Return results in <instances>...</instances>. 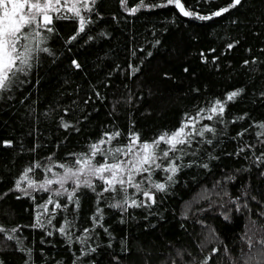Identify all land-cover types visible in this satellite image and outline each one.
<instances>
[{
  "label": "trees",
  "instance_id": "16d2710c",
  "mask_svg": "<svg viewBox=\"0 0 264 264\" xmlns=\"http://www.w3.org/2000/svg\"><path fill=\"white\" fill-rule=\"evenodd\" d=\"M180 2L193 15L91 0L29 36L31 67L0 91V264H264V0ZM182 128L139 189L20 192Z\"/></svg>",
  "mask_w": 264,
  "mask_h": 264
},
{
  "label": "snow or ice",
  "instance_id": "6c2138e0",
  "mask_svg": "<svg viewBox=\"0 0 264 264\" xmlns=\"http://www.w3.org/2000/svg\"><path fill=\"white\" fill-rule=\"evenodd\" d=\"M58 3V0H56ZM94 2V0H93ZM241 2V0H234V3L232 4V7H235ZM169 4L175 3V6L180 9L181 13L186 16L193 15L192 12L185 11L183 4L180 2V0H168ZM53 7L52 0H47V2H41V0H0V91H6L9 90L12 83L18 79L17 73L21 74H27L26 69L31 67L30 59H31V49L28 47L27 44H22L21 41H26L29 39L30 35L39 36L40 33L36 32L35 29L40 27V22L38 17H42L43 20V26L46 27L47 31H52L51 28H47V25L51 23V17L49 15V12L51 11ZM27 9V10H25ZM228 9L225 8L223 11H227ZM133 12L136 11V9H132ZM215 15L219 16L222 14V12H216ZM76 15H79V12H76ZM199 19H207L208 17L200 16ZM83 25L84 20L81 18L80 20V30L83 31ZM27 29V31H25ZM75 39V37H72ZM42 51H47V49H40ZM78 67V65H77ZM239 93L234 91L229 94L228 100H233L236 96H238ZM220 112H223V106H219ZM213 112L216 111V108L212 109ZM211 119V117H208ZM67 127V125H66ZM264 127V126H262ZM208 131H211V129H207ZM183 134V128L180 129L178 132H174L169 136L167 133L162 135L160 137L161 140H165L167 138V142L171 145V148L175 150V146L177 144H183L185 143V140L182 137ZM202 134V133H201ZM118 135V133L116 134ZM112 137H109V140H111ZM138 137H133V143L136 142ZM103 143V141H102ZM157 144L159 141L156 142ZM210 143V141H209ZM98 145H93V148L98 150ZM151 147L149 144L145 143L142 145V149L147 152V150ZM117 152L121 151V149H116ZM128 151L131 152V147L128 148ZM163 155L165 157L168 156V152L164 151ZM142 164H147L151 160H153V156L151 155H144L140 158ZM84 163H89L90 161L84 160ZM77 163H80L78 160ZM159 167V165H157ZM206 166V165H205ZM120 169L119 164H112V165H100L99 167H95L93 169V172H99L103 173L105 171H110L113 173V177L111 180H106L105 183L109 184L111 186V190H115V187L113 185V180L116 179V171ZM148 171V169H141L139 167L135 168V171ZM167 170V169H165ZM68 171H72L71 169H68ZM172 172H175L176 169L173 167L171 169ZM73 175H76L75 172H72ZM103 179V177H100ZM168 179H171L169 177ZM128 183H132V177L129 175V179L127 181ZM85 184L88 186H91L89 181H84ZM121 188L123 189V185L125 183L124 180L119 181ZM31 183H29V187H31ZM41 188L44 187V185L40 186ZM135 187L137 189L140 188L139 184H135ZM155 187L159 190L164 189L163 184H157ZM17 188H19V183L17 184ZM106 191L109 189H105ZM59 194V193H57ZM145 196H148L149 199H152V197L149 195L148 192L144 193ZM71 199V197H69ZM52 201L49 200V203ZM154 202V201H153ZM127 203V201H125ZM119 206V205H118ZM133 206L136 205V202L133 201ZM59 207V205H57ZM37 223H40L39 217L37 218ZM0 231H3V229H0ZM60 231L63 233L64 229H60ZM9 239H13L12 236L8 237Z\"/></svg>",
  "mask_w": 264,
  "mask_h": 264
},
{
  "label": "rangeland",
  "instance_id": "374dc122",
  "mask_svg": "<svg viewBox=\"0 0 264 264\" xmlns=\"http://www.w3.org/2000/svg\"><path fill=\"white\" fill-rule=\"evenodd\" d=\"M41 2L42 3L47 2V0H41ZM90 2H91V0H58V3H57L56 0H52L53 7H52L51 11L49 12V15H50L51 20H52L53 15L55 13L62 11V10H70V11H74V12H77V11L80 12L87 5H89ZM25 10H27V9H25ZM38 19H39L41 25H43L42 17H38ZM21 43L22 44H28L27 40L21 41ZM178 131H180V130H178ZM185 132H186V128H183V134H182V137H180V138L184 137ZM158 141H159V143L165 142L169 146H171L167 142V138L165 140L159 139ZM158 144L156 142L149 144L151 147H149L147 152H145L142 149L143 144L139 143L137 140L135 143L132 142V144L130 145L132 151L131 152L128 151L125 158L121 162L115 163V164L120 165V169L117 170L115 173L116 179L113 180V185L120 184L119 181L122 179L125 181V183H124L125 186L131 185L137 189V187H135V177H136L137 173H139L140 171L139 172L135 171V168L139 167V168L143 169L146 165L151 164V166H152V165L156 164L157 158L154 156V149ZM144 155L153 156V160H151L147 164H142L140 158L143 157ZM108 165H112V164H108ZM95 167H99V165H94L91 162L85 163L78 168L72 169L71 172L67 170L63 174L56 176V177H53V178H50V179H47L43 182L33 181L32 179H30L27 176L23 179V182L21 183L20 192L21 193H29L32 191L43 189V190H48L54 194H57V193L61 194V193H67L68 191L74 190L78 186L87 185L84 183V181H89L90 184H92L95 179H100L103 182H105L106 180L112 179V177H113L112 172L105 171L103 173H99V172L94 173L93 169ZM72 172H75L76 175H73ZM129 175H131V177H132V183L127 182L129 179ZM101 176L103 177V179L100 178ZM29 183H31V185H32L31 187H29ZM41 185H44V187L41 188L40 187ZM206 198L207 197L203 196L201 198V200H205Z\"/></svg>",
  "mask_w": 264,
  "mask_h": 264
},
{
  "label": "water",
  "instance_id": "95a60500",
  "mask_svg": "<svg viewBox=\"0 0 264 264\" xmlns=\"http://www.w3.org/2000/svg\"><path fill=\"white\" fill-rule=\"evenodd\" d=\"M176 8H177V7H176ZM184 9H185V8H184ZM177 10H179V11H180V9H178V8H177ZM185 11H186V10H185ZM180 12H181V11H180ZM181 14H182V13H181ZM183 15H184V14H183Z\"/></svg>",
  "mask_w": 264,
  "mask_h": 264
}]
</instances>
